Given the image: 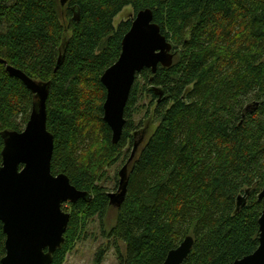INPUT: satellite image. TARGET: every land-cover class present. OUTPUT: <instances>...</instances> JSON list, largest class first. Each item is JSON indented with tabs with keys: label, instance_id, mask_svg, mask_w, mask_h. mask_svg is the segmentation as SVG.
Listing matches in <instances>:
<instances>
[{
	"label": "trees",
	"instance_id": "obj_1",
	"mask_svg": "<svg viewBox=\"0 0 264 264\" xmlns=\"http://www.w3.org/2000/svg\"><path fill=\"white\" fill-rule=\"evenodd\" d=\"M127 5L152 11L172 62L136 74L114 143L101 76L131 26L132 19L113 25ZM0 57L49 83L50 171L89 197L64 209V241L50 264H63L89 220H102L112 206L99 182L123 153L126 192L108 232L119 264H163L186 236L193 244L182 264H232L256 250L264 208V0H0ZM142 95L149 98L143 118L157 125L130 159L147 130L133 132ZM32 103L0 63V132L21 131ZM2 147L0 134V165ZM4 240L0 222V259ZM105 252L99 248L94 262Z\"/></svg>",
	"mask_w": 264,
	"mask_h": 264
},
{
	"label": "water",
	"instance_id": "obj_2",
	"mask_svg": "<svg viewBox=\"0 0 264 264\" xmlns=\"http://www.w3.org/2000/svg\"><path fill=\"white\" fill-rule=\"evenodd\" d=\"M68 0H60L63 6ZM171 44L153 21L149 8L137 11L129 30L121 41L118 59L101 76L106 88L103 120L111 129L112 142H117L125 123L124 109L135 76L144 68L154 73L158 67L172 62ZM60 62V61H58ZM0 63L10 76L22 81L33 94L31 112L21 131L2 130L0 165V222L5 235V254L1 264H50L52 254L64 241L69 212L62 208L66 202L87 200L86 191L75 188L64 173L53 175L50 163L53 136L46 128V100L49 83L37 81L19 69ZM142 137L133 145L137 150ZM129 159V160H130ZM118 188L108 192L110 204L118 207L127 184V163L118 171ZM259 199L264 198V186ZM259 244L256 250L232 264H264V208L258 219ZM193 238L186 236L171 249L163 264H182L189 254Z\"/></svg>",
	"mask_w": 264,
	"mask_h": 264
},
{
	"label": "rangeland",
	"instance_id": "obj_3",
	"mask_svg": "<svg viewBox=\"0 0 264 264\" xmlns=\"http://www.w3.org/2000/svg\"><path fill=\"white\" fill-rule=\"evenodd\" d=\"M135 12L130 5L125 6L113 19L114 27L121 21L128 19H133ZM149 102L148 96H143L138 101V106L141 105V110L139 113L135 114L133 121L136 128L133 130L141 131L144 127H147L146 133L142 137L140 144H144L147 138L150 136L152 130L156 127L157 123H153L150 126H147L149 121H152L151 117L144 119L145 110ZM150 112L152 108L150 107ZM141 119L144 120V125L139 126ZM151 123V122H150ZM139 146V145H138ZM127 148L124 150L126 151ZM123 156L124 153L113 163L111 166L105 168V173L103 179L99 182L107 192H115V187L119 181V175L117 172L123 166ZM63 209L69 208V202H66L62 205ZM116 210L115 206H110L107 210L106 215L102 220H99L98 217H94L89 220L86 230L80 235V237L75 241L70 251L66 254L63 264H97L95 263V254L99 248H105L106 252L98 264H119L117 256L115 253V248L113 240L108 238V232L115 223ZM116 245L119 247L121 252L124 251V245L122 242L118 241Z\"/></svg>",
	"mask_w": 264,
	"mask_h": 264
}]
</instances>
